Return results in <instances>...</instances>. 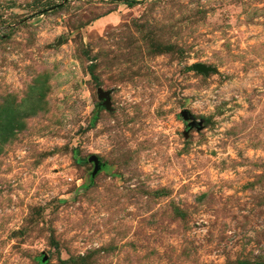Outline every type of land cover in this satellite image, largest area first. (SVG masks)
Segmentation results:
<instances>
[{"label":"rangeland","instance_id":"1","mask_svg":"<svg viewBox=\"0 0 264 264\" xmlns=\"http://www.w3.org/2000/svg\"><path fill=\"white\" fill-rule=\"evenodd\" d=\"M0 264H264V0H0Z\"/></svg>","mask_w":264,"mask_h":264},{"label":"water","instance_id":"2","mask_svg":"<svg viewBox=\"0 0 264 264\" xmlns=\"http://www.w3.org/2000/svg\"><path fill=\"white\" fill-rule=\"evenodd\" d=\"M192 69L196 70L198 72H203V73L207 71V68H205L204 66L199 65V64L193 65ZM97 96H98L99 99L103 100V105L107 108V106L109 104L108 92H105V91H102L100 89H97ZM179 116H180L181 120L185 123V127L187 129L200 128V124L198 122L193 121L191 119V116L188 113V111H186V110L181 111ZM89 161L96 162V159L92 158ZM45 260H46V258L43 257L40 262L44 263Z\"/></svg>","mask_w":264,"mask_h":264},{"label":"trees","instance_id":"3","mask_svg":"<svg viewBox=\"0 0 264 264\" xmlns=\"http://www.w3.org/2000/svg\"><path fill=\"white\" fill-rule=\"evenodd\" d=\"M131 3V2H130ZM130 3H127V5L129 6Z\"/></svg>","mask_w":264,"mask_h":264}]
</instances>
